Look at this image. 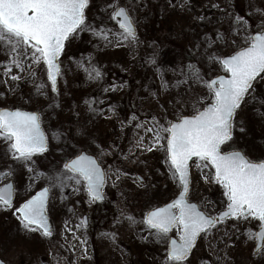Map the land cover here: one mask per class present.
Returning <instances> with one entry per match:
<instances>
[{
    "label": "rangeland",
    "instance_id": "rangeland-1",
    "mask_svg": "<svg viewBox=\"0 0 264 264\" xmlns=\"http://www.w3.org/2000/svg\"><path fill=\"white\" fill-rule=\"evenodd\" d=\"M116 2L90 0L88 24L117 31L118 19L109 18ZM118 2L134 17L138 39L117 46L87 28L79 31L59 57L62 74L56 91L47 79L46 65L33 64L31 57L26 71L13 67L5 75L12 57L0 43V108L39 112L47 136V150L33 157L34 171H63L66 160L83 150L98 157L108 174L104 206L89 199L83 184L80 191H74L71 182L52 188L47 211L53 235L45 236L25 229L15 209L47 181L15 160L0 138V187L12 181L15 189L13 207L0 206V258L7 264H163L167 245L155 239L143 217L175 197L180 185L168 171L163 149L146 150L153 133L138 125L146 122L151 127L155 116L167 127L166 121L202 108L210 101L208 90L186 80L189 65L199 68L206 80L225 75L216 57L233 54L248 39L243 29L237 30L236 15L247 20L249 33L264 26V0ZM94 68L102 72L100 78H94V72L90 78ZM16 73L21 79H12ZM41 83L45 87L38 91ZM232 148L253 159L264 157V80L254 82L237 111L233 139L222 145L223 151ZM212 171L192 162L189 199L215 215L225 208L226 197ZM82 217H87L85 228L78 227ZM258 224L252 218L221 222L210 234H202L188 264H264L254 253L256 240L247 235L250 228L258 230ZM105 233H114L115 239Z\"/></svg>",
    "mask_w": 264,
    "mask_h": 264
},
{
    "label": "snow or ice",
    "instance_id": "snow-or-ice-1",
    "mask_svg": "<svg viewBox=\"0 0 264 264\" xmlns=\"http://www.w3.org/2000/svg\"><path fill=\"white\" fill-rule=\"evenodd\" d=\"M89 4L90 0H0V43L12 57L5 68V75L10 74L13 67L26 71V59L31 57L33 64L46 65L47 79L56 91L62 74L59 57L66 42L79 31L87 28L117 46L120 42L130 43L138 39L134 17L118 0L112 5L114 11L109 17L118 19L115 32L96 29L88 24L86 10ZM260 11L264 14V9ZM235 21L237 30L243 29L248 39L233 54L216 57L226 70L225 75L206 80L199 68L189 65L190 75L186 80L204 84L210 101L192 114L166 121L167 127L161 125L155 116L151 127H146V122L138 125L153 133L151 143L145 145L146 150L163 149L168 171L180 185L178 195L170 203L153 207L143 217L147 227L154 230L151 234L155 239L167 245L163 264H188L198 238L202 234H210L218 224L230 218L259 221L258 230L250 228L247 235L257 242L254 253L264 259V158L253 159L237 148L222 150V145L233 139L237 111L250 95L254 82L264 80V26L252 34L243 16L236 15ZM261 23L264 25V21ZM28 67L31 68V64ZM93 72L94 78L103 75L94 68L89 72L90 78ZM29 75L35 76V72L31 71ZM12 79L19 80L21 76L16 73ZM183 82L186 81L178 83ZM43 87L45 85L41 83L37 90ZM0 138L7 142L13 158L22 161L30 171H34V155L47 150L48 140L42 128L41 114L36 111L0 108ZM190 161L198 168L213 170L212 179L223 186V196L226 197L223 211L214 215L190 201ZM12 171L9 168L8 174ZM34 174L43 176L47 186L15 209L25 229L40 230L45 236L53 235L47 209L54 187L64 188L71 182L73 190L80 191L79 186L83 184L91 201L105 199L104 186L108 174L98 157L89 155L87 151L82 150L68 158L63 171L52 175L34 171ZM204 179L208 180L209 176L205 175ZM14 191L13 182L0 187V206L13 207ZM127 219L136 222L132 215ZM87 223V217H82L78 227L85 228ZM173 230L175 236L171 235ZM105 235L115 239L114 233ZM0 264L4 262L0 261Z\"/></svg>",
    "mask_w": 264,
    "mask_h": 264
},
{
    "label": "water",
    "instance_id": "water-1",
    "mask_svg": "<svg viewBox=\"0 0 264 264\" xmlns=\"http://www.w3.org/2000/svg\"><path fill=\"white\" fill-rule=\"evenodd\" d=\"M213 78H215V77H213ZM213 78H212V79H213ZM57 83H58V82H57ZM22 110H23V109H22ZM26 111H27V110H26ZM47 148H48V144H47ZM89 155H91V154H89ZM194 159H195V158H193V160H194ZM190 166H191V179H192V161H190ZM9 182H12V181H9ZM9 182H7L6 184H8ZM6 184H5V185H6ZM2 187H3V186H2ZM44 187H46V186H44ZM41 189H42V188H41ZM41 189H40V190H41ZM40 190H38V191H40ZM38 191H36V192H38ZM179 191H180V190H179ZM36 192H35V193H36ZM178 193H179V192H178ZM178 193H177V195H178ZM34 195H35V194H34ZM177 195H176V196H177ZM176 196H175V197H176ZM175 197H174V198H175ZM174 198H172V199H174ZM172 199H171V200H172ZM13 200H14V197H13ZM104 200H105V199H104ZM104 200H100V201H104ZM171 200L168 201V202H166V203H170ZM190 201H191V200H190ZM191 202L196 203V202H194V201H191ZM166 203H164V204H166ZM164 204L159 205V206H157V207H161V206H163ZM196 204H197V203H196ZM150 210H151V209H150ZM223 210H224V209H223ZM223 210H222V211H223ZM146 214H147V213H146ZM199 239H200V238H198L197 243H198ZM197 243H196V244H197ZM256 243H257V242H256ZM255 248H256V246H255ZM0 261H3L4 264H7V263H6L3 259H1V258H0Z\"/></svg>",
    "mask_w": 264,
    "mask_h": 264
},
{
    "label": "trees",
    "instance_id": "trees-1",
    "mask_svg": "<svg viewBox=\"0 0 264 264\" xmlns=\"http://www.w3.org/2000/svg\"><path fill=\"white\" fill-rule=\"evenodd\" d=\"M260 158H264V157H258V158H256V159H260ZM102 205L104 206V205H105V203H103Z\"/></svg>",
    "mask_w": 264,
    "mask_h": 264
},
{
    "label": "flooded vegetation",
    "instance_id": "flooded-vegetation-1",
    "mask_svg": "<svg viewBox=\"0 0 264 264\" xmlns=\"http://www.w3.org/2000/svg\"><path fill=\"white\" fill-rule=\"evenodd\" d=\"M105 201H106V198H105Z\"/></svg>",
    "mask_w": 264,
    "mask_h": 264
}]
</instances>
